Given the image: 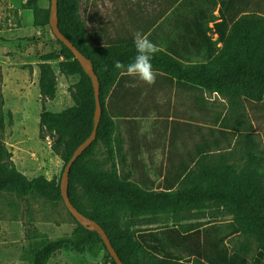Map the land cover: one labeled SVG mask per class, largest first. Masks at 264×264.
<instances>
[{
	"label": "rangeland",
	"instance_id": "rangeland-1",
	"mask_svg": "<svg viewBox=\"0 0 264 264\" xmlns=\"http://www.w3.org/2000/svg\"><path fill=\"white\" fill-rule=\"evenodd\" d=\"M23 1L0 0V113L4 116L0 140L11 152L15 167L25 176L43 175L57 180L63 161L52 149V139L40 133L39 114L43 108L57 112L71 106L69 87L79 75H65L60 72L57 60L51 61L56 78L55 97H40L38 66L34 65V59L39 62L41 54L59 51L60 46L49 26L44 29L33 26L31 12L21 7ZM215 1L219 6L214 13L220 15L223 3ZM39 4L48 7L50 0H39ZM211 4L212 0H79L78 15L86 30L87 46L92 50L100 49L109 41L133 38L136 32L144 30L143 34L159 48L169 50L184 62L196 64L208 59L210 47L202 44L201 31L189 26L192 15L188 12L196 10L212 15ZM212 25L213 22L208 23ZM210 39L215 40L216 34H211ZM220 45L215 44L214 52ZM122 73L128 79H123L124 86L136 85L143 93L144 97L137 103L138 116L114 115L120 110L112 103L118 105L115 93L119 83L122 84ZM155 73V83L148 85L122 71L106 94L105 104L114 121V161L119 175L145 188L166 187L168 183L180 188L188 185V180L183 179L185 172H197L201 165L210 168L234 163L241 171L254 164L264 183V98L253 101L240 97L232 105L227 96L217 92L157 81L163 76ZM223 117L227 127L220 124ZM182 142L200 143L207 151L197 159L191 156L177 161L172 155L180 150L178 146ZM137 143L148 151L159 144L154 151L158 157H148L147 162L130 161L129 148ZM104 150L102 144H97L92 160L106 170L110 164ZM249 153L256 156L255 161L248 160ZM197 223L223 236L230 253L239 252L245 245L248 264H264V259L260 263L255 261L257 240L235 231L234 213L226 205L211 203L194 207L180 212L178 218L170 214L146 216L139 221L136 232L183 229ZM75 226L62 200L48 201L32 194L24 201L11 194H0V264H17L29 242L70 234ZM103 254V250L75 253L63 248L47 264H107Z\"/></svg>",
	"mask_w": 264,
	"mask_h": 264
},
{
	"label": "trees",
	"instance_id": "trees-1",
	"mask_svg": "<svg viewBox=\"0 0 264 264\" xmlns=\"http://www.w3.org/2000/svg\"><path fill=\"white\" fill-rule=\"evenodd\" d=\"M78 1L57 0V24L91 61L99 82L101 117L95 139L74 160L69 170L68 195L72 204L102 226L123 264H248L247 246L242 245L239 252L230 253L223 236H219L215 229L201 228L199 223L183 229L136 232L139 221L146 216L170 214L178 218L180 212L194 207L211 203L226 205L234 213L235 231L257 240L255 261L260 263L264 259V183L254 164L241 171L234 163L210 168L201 165L197 172H185L183 179L188 180V185L180 188H145L127 176L119 175L114 161V121L108 113L105 97L122 72L114 68V61L127 65L137 53L133 38L109 41L98 50L90 49L78 15ZM21 7L31 10L34 27L50 28L49 6H41L39 0H24ZM188 21L190 27L201 31L202 44L210 47L208 59L185 64L169 50L158 47L159 51L151 61L153 69L166 73L177 83L225 95L232 105H236L240 97L261 101L264 98V15H222L220 12L217 16L192 15ZM209 22L213 25L208 26ZM51 33L60 49L39 56L40 97H55L56 78L51 61L57 60L61 73L79 75L69 87L73 100L71 106L57 112L43 108L39 114L40 133L52 139V149L63 161L62 173L74 149L92 130L95 95L91 78L71 50ZM211 34H216L215 40L211 41ZM217 43L221 45L214 52ZM220 124L227 127L224 117ZM3 127L4 116L0 113V129ZM99 143L105 148V158L110 164L106 170L92 160ZM247 158L253 162L256 156L249 153ZM61 173L57 180L43 175L28 178L15 167L11 152L0 140V194H11L24 201L32 194L48 201L62 200ZM75 222L70 234L29 242L17 264H47L48 259L63 248L75 253L103 250L104 261L115 264L100 235ZM170 248L186 255H178Z\"/></svg>",
	"mask_w": 264,
	"mask_h": 264
},
{
	"label": "crops",
	"instance_id": "crops-1",
	"mask_svg": "<svg viewBox=\"0 0 264 264\" xmlns=\"http://www.w3.org/2000/svg\"><path fill=\"white\" fill-rule=\"evenodd\" d=\"M222 3H223L222 15H231L234 13H236L237 15H243V14H248V13L249 14H256V15H264V9L262 8V5H264V0H222ZM211 5L214 8L212 15H218V13L217 14L214 13V11L216 9L218 10V6H219L218 3H216L215 0H212ZM197 10L199 11V9H197ZM29 11L31 12V10H29ZM188 13H189V15H203V14L205 15L204 12H202V11L196 12V10H191ZM31 14H32V12H31ZM180 60L182 61V59H180ZM37 62L38 61L36 59H34V65L37 64ZM39 62H40V59H39ZM184 63L185 64H192V63H187V62H184ZM35 69L36 68H34V74L36 72ZM154 71L159 72V74H161L163 76L162 78L165 79L164 80L161 77H158L157 81H161V82L172 81V82H174L175 85H179L177 87H180V88L185 87V89L189 88L188 85H190V84L177 83L175 81V79L170 78L166 73L159 71V70H154ZM122 76H121L122 84L119 83L118 90L115 93V94H117V97L119 99L118 105L115 104L114 101L112 103L113 106H116L120 110L117 113H115L114 115H119L121 117V116H124L126 113L129 115L134 114V116H138L137 103L139 102L140 99L142 100V97H144V96H142L143 93L141 94L140 87H137L136 85L130 84V85L124 86L123 79L126 78L125 73H122ZM126 80H128V79H124V81H126ZM36 82H37V78H36ZM186 87H188V88H186ZM148 103H150V105H154V104H152L151 101H149ZM108 113H109V111H108ZM109 115L111 116V118L113 117V115H111V113H109ZM112 120H113V118H112ZM159 147H160L159 144L156 146H152L151 149L149 148V151H148L146 148H143V145L141 143H137V145L135 147L129 148L128 157H129L130 161L135 162V163L147 162L148 157H150V158L153 157L154 159L158 157V155H155L154 151L158 150ZM178 148H180V150L177 153H175L174 155H172V157L177 158V161L182 160V158H187V157L189 158L191 156H194L197 159L201 154H205L207 151V149L205 150V147H203V145H200V143H192V142H189L188 144L182 142V143H180ZM176 177L177 176L173 177L174 181H176ZM170 182H172V181H170ZM171 185L172 184L168 183L166 187H170ZM152 189H163V187H159V188L153 187Z\"/></svg>",
	"mask_w": 264,
	"mask_h": 264
},
{
	"label": "water",
	"instance_id": "water-1",
	"mask_svg": "<svg viewBox=\"0 0 264 264\" xmlns=\"http://www.w3.org/2000/svg\"><path fill=\"white\" fill-rule=\"evenodd\" d=\"M50 13H49V25L53 34L57 37V39L66 45L71 52L73 53L74 57L80 63L82 69L87 73V75L91 78L92 85L94 88V95H95V109L93 115V127L89 134V136L84 139L72 152L71 156L69 157L68 161L63 167L59 187H60V195L62 201L67 209V211L73 216V218L80 222L83 226L87 227L91 231H96L99 235L101 240L103 241L107 251L109 252L111 258L114 260L115 264H123L120 260L117 252L115 251L114 247L112 246L106 232L102 228L100 224H98L93 219H90L83 215L78 209L72 204L68 195V174L71 168L72 163L74 160L84 151L86 147H88L96 137L97 128L99 125L100 117H101V105L99 101V82L97 75L95 74L91 61L87 58L84 54H82L73 44L72 42L60 31L58 24H57V0H50Z\"/></svg>",
	"mask_w": 264,
	"mask_h": 264
},
{
	"label": "clouds",
	"instance_id": "clouds-1",
	"mask_svg": "<svg viewBox=\"0 0 264 264\" xmlns=\"http://www.w3.org/2000/svg\"><path fill=\"white\" fill-rule=\"evenodd\" d=\"M133 45L137 53L134 59L127 65L118 60L114 61V68L134 76L148 85L154 84L156 73L151 61L155 53L159 51L158 46L139 31L133 36Z\"/></svg>",
	"mask_w": 264,
	"mask_h": 264
},
{
	"label": "built area",
	"instance_id": "built-area-1",
	"mask_svg": "<svg viewBox=\"0 0 264 264\" xmlns=\"http://www.w3.org/2000/svg\"><path fill=\"white\" fill-rule=\"evenodd\" d=\"M107 264H110L109 262Z\"/></svg>",
	"mask_w": 264,
	"mask_h": 264
}]
</instances>
